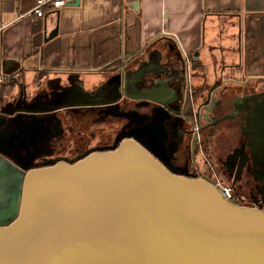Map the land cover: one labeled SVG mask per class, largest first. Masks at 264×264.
<instances>
[{"label":"water","instance_id":"1","mask_svg":"<svg viewBox=\"0 0 264 264\" xmlns=\"http://www.w3.org/2000/svg\"><path fill=\"white\" fill-rule=\"evenodd\" d=\"M154 101L149 119L168 110ZM236 112L264 149V105ZM25 169L15 216L0 223V264H264V200L238 204L207 175L172 172L136 134Z\"/></svg>","mask_w":264,"mask_h":264},{"label":"flooded vegetation","instance_id":"2","mask_svg":"<svg viewBox=\"0 0 264 264\" xmlns=\"http://www.w3.org/2000/svg\"><path fill=\"white\" fill-rule=\"evenodd\" d=\"M167 44L164 55L153 50L148 61L118 60L115 73L91 93L74 72L53 67L38 69L33 86L23 78L4 89L11 92L0 99V223L15 216L25 166L77 159L130 134L156 149L172 172L205 175L210 163L232 184L239 204L263 203L264 149L236 111L264 105V87L233 89L229 84L235 80L228 75L193 85L175 44ZM154 100L166 103L168 110L159 108L149 119L158 105ZM159 139L161 146H156ZM215 139L222 140L219 148L228 142L220 166L204 156L202 169L197 156L205 155Z\"/></svg>","mask_w":264,"mask_h":264},{"label":"crops","instance_id":"3","mask_svg":"<svg viewBox=\"0 0 264 264\" xmlns=\"http://www.w3.org/2000/svg\"><path fill=\"white\" fill-rule=\"evenodd\" d=\"M34 2L0 0V80L22 67L33 86L38 69L53 67L74 72L92 89L115 73L118 60L148 61L153 50L164 55L174 34L189 57L191 84L228 75L233 89L264 87V0H66L45 5L40 16L30 11ZM220 142L211 141L208 150L216 166Z\"/></svg>","mask_w":264,"mask_h":264},{"label":"built area","instance_id":"4","mask_svg":"<svg viewBox=\"0 0 264 264\" xmlns=\"http://www.w3.org/2000/svg\"><path fill=\"white\" fill-rule=\"evenodd\" d=\"M65 1L66 0H35L34 6L30 11H33L36 15L40 16L44 12L43 8L45 5L58 7L63 5ZM3 27L4 24L0 23V31ZM207 164L209 168L205 175H207L211 181L219 187L222 196L225 199L239 204V194L236 192L232 184L228 182L222 174L218 173L210 163Z\"/></svg>","mask_w":264,"mask_h":264},{"label":"trees","instance_id":"5","mask_svg":"<svg viewBox=\"0 0 264 264\" xmlns=\"http://www.w3.org/2000/svg\"><path fill=\"white\" fill-rule=\"evenodd\" d=\"M23 78H24V69L23 68H18V69H15L13 71H9V72L3 74L1 77V80H0V99L4 95L11 92V90H4V89L14 86L16 83L15 80H19V79H23Z\"/></svg>","mask_w":264,"mask_h":264},{"label":"rangeland","instance_id":"6","mask_svg":"<svg viewBox=\"0 0 264 264\" xmlns=\"http://www.w3.org/2000/svg\"><path fill=\"white\" fill-rule=\"evenodd\" d=\"M108 127H105V129H107ZM224 147H225V145H226V143H224V144H222ZM223 146H221L220 148H219V153L218 154H222V152H224V149L222 148ZM208 151L205 153V155H202L201 153L200 154H198V156H197V161H198V163H199V165H200V167L203 169L204 167H205V164H206V158L204 157V156H207V157H209V155H208Z\"/></svg>","mask_w":264,"mask_h":264}]
</instances>
